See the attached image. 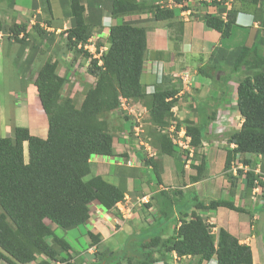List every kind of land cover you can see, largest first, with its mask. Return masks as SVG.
<instances>
[{
	"label": "trees",
	"instance_id": "trees-1",
	"mask_svg": "<svg viewBox=\"0 0 264 264\" xmlns=\"http://www.w3.org/2000/svg\"><path fill=\"white\" fill-rule=\"evenodd\" d=\"M38 5L50 15L43 19L46 26L54 29L62 27L60 23L65 19H56L60 25L53 22L49 0H39L33 7ZM210 5L216 7L218 2L213 1ZM104 6H107L112 21L106 35L107 47L102 51L101 63L98 64L97 58L91 57L78 45L86 43L94 31L102 29L101 8ZM64 8L62 14L69 21V26L64 27L65 49L72 50V60L77 59L79 54L90 58L86 69L95 77V82L88 86L81 104L76 107L71 97L61 96L71 64L67 65L68 70L64 75H59L54 57L43 60L33 84L45 114L46 136L34 135L28 127L18 125L13 126L10 135L0 136V261L8 264L31 263L40 255L46 258H41L38 264H55L56 261L69 264L73 246L64 237V230L85 223L90 216L92 203L102 210L122 214L117 206L126 193L122 168L118 170V182L101 174H91L93 156H127L124 152H115L113 135L104 117L120 107V97L143 104L149 122L159 128L155 133L157 149L161 154L171 156L175 162H178L179 148L172 143L168 134L161 132V128L168 127L170 121L175 120V128L184 125L190 143L198 148L203 141L209 140V125L216 117V105L213 106L209 98L197 101L198 121L188 118L181 121L173 115L175 95L183 86L182 80L178 87L159 84L149 93L141 83L147 51L146 28L119 18L125 13L145 10L155 20L165 19L172 23L171 17L176 15L174 9L159 8L150 0H67ZM221 9L220 12L223 7ZM216 10L200 13L198 17L208 27L218 31L221 39H226L231 36L237 9L233 7L226 11L224 19L219 9ZM38 21L31 26L37 37L36 43L35 39L31 42L27 39L26 23H13L4 28L2 26L5 25H0L6 33L3 54L7 56L11 40L22 44L12 57L15 72L19 74L28 69L34 54H43L40 50L43 41L51 40L50 33L42 29ZM177 26L180 30L181 25L178 23ZM21 31L24 34L18 38ZM178 36L175 32L169 35V39L178 40ZM28 43L31 53L24 61L21 60L23 49ZM57 47L53 48L54 54ZM210 56L212 61L198 66L197 72L209 77L211 82H222L230 77V74L221 75L225 66L229 67L231 73H243L235 88L236 108L242 121L237 128L228 130L227 144L224 146L223 166L228 169L236 155L264 156V55L260 53L257 42L253 41L250 45L242 44L229 50L215 46ZM123 111L126 113V110ZM130 125L125 129L127 132L131 131ZM118 140L123 141L120 137ZM25 142L27 159L24 154ZM230 144L234 146L231 148L228 146ZM135 155L143 164L140 169L146 168L150 172L151 177L147 176V182L154 181L158 183L156 186L160 185L162 182L156 162L146 158L139 150H135ZM200 157L198 162L194 157L190 159V165L196 171L190 177L192 181H198L206 174L204 155L200 154ZM241 160L246 164L251 163L249 158ZM148 167H151L150 171ZM179 173L182 171L179 170ZM238 173L242 174V170L238 169ZM244 176L245 186L251 190L258 176L250 170ZM152 191L150 201L146 202V206L154 209L151 223L130 233L125 246L118 252L94 251L92 255L95 259L86 264H156L159 260L168 263L170 252H175L179 257L196 256L197 264L209 261L213 256L216 257V264H258L252 259L249 245L240 243L222 227L213 232L212 225L202 216L203 210L219 206L239 212L249 211L237 206L231 196L212 199L204 204L196 195L190 198L192 202L189 203L180 196L178 189L169 194L167 189L153 186ZM258 206L261 203L254 205L255 208ZM173 221L178 224L171 227ZM84 235L89 242L77 251H84L100 241L99 232L86 229ZM114 253L118 254L114 256Z\"/></svg>",
	"mask_w": 264,
	"mask_h": 264
},
{
	"label": "crops",
	"instance_id": "crops-1",
	"mask_svg": "<svg viewBox=\"0 0 264 264\" xmlns=\"http://www.w3.org/2000/svg\"><path fill=\"white\" fill-rule=\"evenodd\" d=\"M150 1H152L153 4L159 5V8L174 9L176 15L174 17H171L172 23H169V21L165 19L155 20L153 19L151 13L146 12L145 10L129 14L125 13L123 14V16H121V18H119V20H129L139 23L146 28L147 51L140 77L143 86L150 89H154L155 86H158L159 84H162V86L164 84L167 86L173 85L175 87H178L179 84L175 82V79L181 80L178 75L187 72L189 74V79L187 81H182L183 86L179 88V91L175 95L176 101L172 107L173 115L176 118H188L194 121H198L199 106H197V104L199 103H197V101H201L206 98H209L211 100L213 106L216 105V119L225 115H228L231 118V116H235L236 113L239 114L236 108L235 88L237 85V81L243 75L231 73L229 67L225 66V70H223L221 75L230 74V77H228V79L226 80L224 79L222 82L213 83L211 82L209 77L197 72V67L204 66L205 64L212 61L210 54L212 53V50L215 46H223V48H225L226 50L234 48L235 46L227 42L226 40H229L230 37L236 32H238V34L240 35L242 44L244 45H250L253 41L255 43L257 42L260 53L264 55V0H221L217 1L218 5H216V7L215 5H210L213 3V1L210 0ZM49 2L51 5V12L53 17L52 20L54 21L59 16V0H49ZM38 3L39 0H0V25H5L2 26L4 28L6 26L12 25L13 23H26L28 30V28L31 27V25H34L38 21V18H40V21H38V23L40 26H42L44 18H42L41 20V17H43L41 8L39 5L35 8L33 7V4ZM222 7L223 13L233 7L237 9L235 24L231 29V36L226 39H221L220 33L218 31L211 27H208L203 22V20L198 17L200 13L206 11L216 12L218 11L216 9H219L220 12L222 10ZM109 15V12H107V6L102 7L101 23L106 21L107 17H109L110 20ZM64 21H68V19L66 18ZM111 21L112 19L110 20V22ZM178 23L181 25L180 30L177 26ZM2 27H0L1 61L4 60V56L1 55L3 54L2 47L4 48L5 46L3 39L6 35ZM45 28L47 29L48 26ZM27 32V39H29L30 42L35 39L36 43L37 37L34 34L33 30H28ZM175 32L179 34L178 40H170L169 35H174ZM9 44V47L11 46L13 48V41ZM12 48H9V50L7 51V56L11 58V61H13L12 57L14 53L17 52V49H19V46H17L16 49ZM23 52L24 54L21 60L27 61V57L31 53L29 43L25 45ZM37 53H39V51ZM38 56L40 55H33L31 62L28 65V69L22 74L23 76L30 73V71L32 70V66L37 62V58L41 57ZM158 64L161 65L159 67L161 72L160 82L158 81ZM25 80H28V78H25ZM226 86L228 87V89H226ZM32 104L33 102L26 103L23 110L26 113V118L29 121L27 127L32 134L40 137H45L47 131L46 118L45 120L43 119V125L36 123V121H34L31 116V112L37 108L34 107L35 109H33ZM240 117V121H242V116L240 115ZM25 146L26 142L24 143V147ZM228 146L232 148L233 144H230ZM195 150L196 152L201 151V154L204 155V159L206 162V174L204 175V177L198 181H192L190 177L195 175V168H193L190 164L184 163V170L182 173H179V169H176L175 167L176 170L174 169V172L172 174H169V179L173 182V184H170L171 187H162V183L160 184L161 187L165 189L167 187H175L176 189L181 191L180 196L184 197V195H187L186 200H189V203L192 202L190 198H192L193 195H196L199 200H203L204 204H207L212 199H222L227 198V196H231V199L237 206L248 208L249 211L247 212H239L224 206H219L215 209L203 210L202 213L207 216V222L213 225L212 228L214 232H216L219 227L226 229L228 232L236 236L241 243H246L251 247L252 257L255 262L264 264V205L261 203V206H258L259 208H255V204L250 203L248 195L245 196L244 194L240 193L238 184H236L234 192H232L234 188L229 189V187L227 186V175H230L231 173L233 177H236V175H238L239 173L237 171L230 172L229 169L224 168V159L221 156L222 153L225 157L224 147L218 148L210 143H204L202 147H198ZM242 157L254 160V164H252L251 162L246 165L248 166V168L259 171L264 175V156L243 154ZM99 158L100 157H94L93 159H91V170L94 172L93 174H101L105 176L104 172L102 171L103 169L101 168V165L103 163L102 160H99ZM220 158L221 160H223L221 167L222 171L215 174L213 173V168L216 165L214 164V161H216L215 159ZM161 160L164 167L167 166L168 168H170L171 166H174L175 161L171 156L167 154H162ZM251 165L254 167H251ZM130 167L133 166L125 165L121 167L122 171L125 172L123 174V177L125 179V187L128 183V180H130V183L131 181L134 182V180L138 179L134 178L135 175H130L135 174L133 170L134 168ZM230 193H232L233 195H231ZM150 194H153V191ZM126 196L129 197L128 192L126 193ZM240 201H242V203H240ZM125 204H128V200L125 201ZM91 207L93 209L91 208L90 216L85 222V228L87 230H91L94 233L99 232L101 235L100 241L97 244L89 246L87 249L90 250L88 251L87 249L84 251H76L72 249L71 253L73 256H71L69 264L90 263L91 261H88V258L90 257L91 253H93V247L95 248L100 245L101 247H105L113 237L112 232L110 233V226L114 227V225L112 226V223L108 219L103 222L99 216L100 212H105H103L102 209L95 203H92ZM213 218L220 219L218 221V225L216 224V221L214 222L213 220H211ZM252 219H255V223L252 222ZM120 229H122V227H120ZM84 238L88 243V237L84 235ZM41 256L44 257L42 259L46 258L44 255H40V257ZM169 257V264H180L181 260L184 261L186 259L190 260L191 258H196V256L179 257L174 252L169 253ZM94 259L95 258H93V260ZM0 264L8 263L1 260ZM26 264H38V262L36 263V261H33ZM199 264H214V258L209 262L203 261Z\"/></svg>",
	"mask_w": 264,
	"mask_h": 264
},
{
	"label": "rangeland",
	"instance_id": "rangeland-1",
	"mask_svg": "<svg viewBox=\"0 0 264 264\" xmlns=\"http://www.w3.org/2000/svg\"><path fill=\"white\" fill-rule=\"evenodd\" d=\"M67 0H59L60 4V10L58 12V17L56 19H61L63 21L66 19V17L63 16L62 11L66 7ZM30 6V5H29ZM159 6V5H158ZM61 11V12H60ZM41 12L43 14L42 18H49L48 12L41 9ZM107 12L108 9H107ZM110 16V15H109ZM40 20V18H38ZM55 24L60 25L62 24V27L59 29H54L52 27H48L47 31L51 34V40L45 39L42 43V50L43 54L40 53V58H37V62L32 66V70L29 74H25L23 76L22 74H19V72H15V67L12 64L11 58L9 56H6L5 54H2L1 56L5 55L3 57V61L0 60V136L10 135L13 130L14 125L18 126H26L28 125L29 121L26 118V113L23 111L25 104L29 102H33V110L31 112V116L36 123L43 125L45 120V114L41 108L40 102L37 97V92L35 90V86L33 84V78L35 77V74L42 64L43 60L45 59H52L53 57L57 61L56 66V72L59 75H64L68 70V64H71L69 71L67 73V79L64 82L62 89H61V96L63 97H71L73 104L76 107H79L81 104V101L84 97V94L88 88V86L92 85L95 82V77L92 76L87 71V65L89 62V57L86 58L83 56V54H79L77 59H73V53L72 50L65 49L64 44V31L65 28L69 26V21L61 22L60 24L57 23L56 20L53 21ZM108 23H109V17H107V20L104 21L103 27L100 30L94 31L95 33L92 34V39L94 40V47H91L93 52L95 53L93 56V53L91 51H88V49H84L91 57H98L100 56L99 53L101 51H104L107 47V40L106 35L108 31ZM10 26V25H9ZM32 26V25H31ZM43 26V27H42ZM40 26L42 29H45L47 27L45 23L43 22V25ZM28 30H33V27H29ZM46 30V29H45ZM55 31V33H54ZM56 34V35H55ZM227 42L233 44L235 47L242 45L241 37L236 32L233 34L229 40H226ZM52 43V44H51ZM98 44V45H97ZM13 48L16 49L17 46L20 47L22 44L18 43L16 41H13ZM60 46V47H57ZM97 46H99L97 48ZM57 47V52L59 54H54L53 48ZM10 48H12L10 46ZM12 48V49H13ZM18 50V49H17ZM2 51H4V48L2 47ZM54 54V55H53ZM189 76V74H187ZM240 75H243L242 73ZM184 76V75H183ZM25 78L28 80H25ZM189 79V77H188ZM175 82L181 85V80H176ZM27 85V86H26ZM147 91V90H146ZM35 107V108H34ZM126 113L123 111L122 107H118L116 110H113L111 112L106 113L104 116L107 121L108 130L113 135V147L115 149V152L120 154L124 152L127 154L126 157H119V158H102L100 157L99 160H102L101 168L102 171L105 174V177L110 179L111 181L118 182L119 180V167H123L127 163V161H131L134 157L133 151L135 149H138L142 155H144L146 158H152L156 164H157V172L160 178V181L162 182L163 186H170V184H173V182L169 179V174H172L174 172V169L178 168L183 172L184 170V163L190 164V158L193 159L196 162H198L201 157V151H197L196 153H193L192 156L188 154L186 150L178 149V156L179 158H176L178 162H174V166H171L168 168L167 166L164 167L163 162L161 160L162 154L157 149V140L155 138V133L158 131L159 128H155L147 118L148 116L145 115V107L143 104L137 101L128 100L126 103ZM129 113V114H128ZM133 113V114H132ZM42 117H41V115ZM128 116L125 118V116ZM147 116V117H146ZM221 116V115H219ZM228 115H225L223 117H219L217 119H214L212 123L209 125V140L204 141L201 143V146L204 145V143H210L218 148L224 147L226 145V137L227 132L231 128H237L240 124V115L236 113L235 116H231V118ZM216 118V117H215ZM178 119V120H183ZM196 120V119H195ZM194 121V120H193ZM130 122H133L132 125H130ZM175 121H170L171 125L175 124ZM130 125L131 131L127 132L125 129H128ZM46 126V125H45ZM183 126V125H182ZM137 127V128H136ZM172 127L165 126L164 128H161V132H165L166 134L171 133L172 130L170 129ZM123 139V141H119L118 138ZM133 146V148L131 147ZM25 150V159H27V150L26 146L24 147ZM149 154H152V156H149ZM221 156L224 159L223 154L221 153ZM237 157V156H236ZM129 158V160H126ZM241 157L238 155L237 161L234 160V164L241 162ZM186 159H189V162L186 161ZM214 161L215 167L213 168V173H218L221 170L222 167V161L220 159H215ZM251 160V159H250ZM107 162V163H106ZM252 164L255 163L254 160H251ZM94 166V165H93ZM130 166H133L135 174L134 178H138L137 180H134V182H130L128 180V183L125 187V190L129 193L128 200V206L131 204H134L132 206V210L128 214L127 217H122L121 214L113 212V211H105L102 210L105 213H99L100 219L104 222L106 219L110 220L112 223L111 227L110 225V233L112 232L113 237L110 239V242L107 243V246L101 247H93L92 251H101V253H106L108 250H112L113 252H118L125 246V242H127V238L130 233L137 232L139 227H144L147 224H150L152 221L151 214L153 213L154 209L151 210L152 206H146V203L144 201L139 200V198L142 197L143 194H150L152 192V187H157V189H161V185L156 186L154 181L149 183L147 182L146 178L150 176V172L144 169H140L143 164L142 162H139L137 159L132 160ZM251 167H254L251 165ZM175 169V170H176ZM148 170H151V167H148ZM225 170V169H223ZM178 171V170H177ZM230 172H232L231 169H229ZM94 173L91 171V174ZM90 176V174H89ZM148 176V177H147ZM226 176V175H225ZM227 186L230 188H234L233 192L235 191L236 184H238V187L240 188V193L244 194L245 196L248 195L250 203H258L260 197L257 195L255 199H251V191L247 189L245 186V176L242 174L236 175V177H233L230 173V175H227ZM151 177V176H150ZM204 177V176H203ZM163 180V181H162ZM167 187L168 193L171 194L172 190H177L175 187L170 188ZM178 195V194H177ZM187 195H184V199H186ZM242 203V201H240ZM93 207V206H92ZM91 207V208H92ZM126 204H123V209H126ZM93 209V208H92ZM204 219L207 221V216L205 214L202 215ZM214 222L216 221V224L218 225L219 218H213L211 219ZM253 223H255V219H252ZM226 222V220H225ZM177 221L171 222L170 226H176ZM212 225V224H211ZM220 226V225H219ZM122 227V229H120ZM213 227V225H212ZM113 228V229H112ZM213 231V228H211ZM86 232L85 223L79 225L76 228L67 229L64 230V237L72 244L73 250H80L82 246L86 245V241L84 238V233ZM60 233L63 235L62 231ZM49 241V240H48ZM92 248V247H90ZM90 249H87V251ZM87 253V252H86ZM118 253H114V256H116ZM93 255L91 253L90 257L88 258V261H93ZM44 257H37L36 263ZM124 261V260H123ZM196 264V258H191L190 260H181L180 264Z\"/></svg>",
	"mask_w": 264,
	"mask_h": 264
},
{
	"label": "clouds",
	"instance_id": "clouds-1",
	"mask_svg": "<svg viewBox=\"0 0 264 264\" xmlns=\"http://www.w3.org/2000/svg\"><path fill=\"white\" fill-rule=\"evenodd\" d=\"M210 1H217V0H210ZM218 1H221V0H218ZM225 2V1H224ZM221 13H223V12H221ZM222 18L224 19L225 18V13H223L222 14ZM110 20H111V17H110ZM110 20H109V23H108V26L107 27H109V25H110ZM104 23V22H103ZM43 27V26H42ZM46 29V28H45ZM108 29V28H107ZM47 30V29H46ZM23 32L21 31L20 32V34L18 35V38H21L22 36H23ZM92 37V35L89 37V38H91ZM12 41H15L14 39L12 40ZM87 42V41H86ZM101 53H102V51L100 52V55H101ZM94 58H97L98 59V61L99 60H101L100 59V56H98V57H94ZM99 64V63H98ZM161 65L160 64H158V68L160 67ZM159 70V75H158V77H159V79H158V81H160V78H161V72H160V68L158 69ZM184 73H187V72H184ZM184 73H181V74H179L178 76L181 78V80L182 81H186V80H184L183 78H182V75L184 74ZM188 74V73H187ZM236 74H240V73H236ZM189 77V76H188ZM146 90H147V92L149 93V92H152L153 91V88L152 89H150V88H146ZM121 106V105H120ZM146 108H145V115H146ZM129 114V113H128ZM216 119V118H215ZM172 121H175V120H172ZM213 122V121H212ZM211 122V123H212ZM175 123V122H174ZM241 123V122H240ZM170 127H172V128H170L173 132H172V134L171 133H168V136L170 137V139H171V141H172V143H174V144H176L177 146H178V148L179 149H181V150H186L187 152H188V154L190 155V156H192L193 155V153H196V148L190 143V136H188L187 134H186V132H185V127H184V125L182 126V124L180 125V127H179V129H176L175 128V124H173V125H171V123H170V125H169ZM182 134V135H181ZM186 137H188L189 138V140H188V143H186L185 141H186ZM179 141H182V143L183 144H185L186 143V146H183V145H181V144H179ZM204 142V141H203ZM206 142V141H205ZM233 146H234V144H233ZM200 147H202V146H200ZM135 150H138V149H135ZM135 150L133 151V155H134V157H133V159L132 160H134V159H137L136 158V155H135ZM27 152V151H26ZM24 154H25V150H24ZM149 156H152V154H149ZM237 157H238V155H236ZM235 156V158L230 162V167L228 168V169H231L232 170V172H238V169L239 170H242V173H243V175H244V173L246 172V171H248V170H250V171H252L254 174H256V176H258V177H256L255 179H254V181H253V186H252V188H251V199H255L256 197H257V195H259V197H260V199H259V203H262V204H264V198H263V195H264V185H263V182H264V175L263 174H261L259 171H256V170H253L252 168L250 169V168H248V166L246 165V163H244V162H242V160H240L241 162H238V163H236V164H234V160L235 161H237V157ZM94 157H102V158H105V159H108V158H113V157H106V156H93L91 159H93ZM117 159V158H116ZM190 159H192V158H190ZM126 160H129V158H127ZM132 160L131 161H127V163H129L128 164V166H130V164H131V162H132ZM186 161L187 162H189V159H186ZM192 161V160H191ZM127 165V164H126ZM261 181H262V183H261ZM126 193H127V191H126ZM126 193H125V195H126ZM124 195V198H123V201H121V202H119L118 204H117V206H119V205H125V201L127 200V198H126V196ZM152 194H144L141 198H139V200H141V201H144V203H146V202H148V201H150V196H151ZM134 204H131L130 206H128V205H126L127 207H130L131 208V210H132V206H133ZM153 209V207H151V210ZM120 210V209H119ZM122 215V214H121ZM123 217V216H122ZM125 218V217H124ZM209 223V222H208ZM212 228V227H211ZM214 232V231H213ZM217 232V231H216ZM215 232V233H216ZM236 237V236H235ZM237 238V237H236ZM238 239V238H237ZM240 242V241H239ZM241 243V242H240ZM246 244V243H245ZM248 245V244H247ZM251 248V247H250ZM70 252H71V250H70ZM252 252V251H251ZM171 253V252H170ZM175 253V252H174ZM176 254V253H175ZM71 256H73L72 255V253H71ZM187 256H190V255H187ZM187 256H185V257H187ZM46 257V256H45ZM181 257H184V256H181ZM192 257V256H191ZM214 258V264H216V257L215 256H213L209 261H211L212 259ZM252 259H253V257H252ZM196 260H197V258H196ZM209 261H205V262H209ZM254 261V260H253ZM54 262V261H53ZM69 262H70V259H69ZM197 262V261H196ZM203 262V261H202ZM255 262V261H254ZM201 263V262H200ZM255 263H257V262H255ZM55 264H64V262H61V261H56L55 262ZM156 264H169V263H165L163 260H159V261H157L156 262ZM199 264V263H198ZM259 264V263H258Z\"/></svg>",
	"mask_w": 264,
	"mask_h": 264
},
{
	"label": "built area",
	"instance_id": "built-area-1",
	"mask_svg": "<svg viewBox=\"0 0 264 264\" xmlns=\"http://www.w3.org/2000/svg\"><path fill=\"white\" fill-rule=\"evenodd\" d=\"M218 1V0H217ZM78 47L80 48V47H82L83 49H88V51H91L92 53H93V56H95L94 54V52H93V50H91L92 48L91 47H94V40L92 39V37L91 38H88V40H87V42L86 43H79V45H78ZM99 55H100V53H99ZM98 63L100 64L101 63V60H99L98 61ZM184 75V76H183ZM182 75V78L184 79V80H188V75H187V73H184ZM128 102V100L127 99H125V98H122V97H120V105H121V107H122V109H124V110H127L126 109V103ZM128 111V110H127ZM133 114V113H132ZM137 128V127H136ZM182 135V134H181ZM188 140H189V138L188 137H186V143H188ZM186 143L185 144H183L182 143V141H179V144H181V145H183V146H186ZM118 208L120 209V212L122 213V216L123 217H127L128 216V214L130 213V211H131V208L130 207H126V209H123V205L121 206V205H119L118 206Z\"/></svg>",
	"mask_w": 264,
	"mask_h": 264
}]
</instances>
